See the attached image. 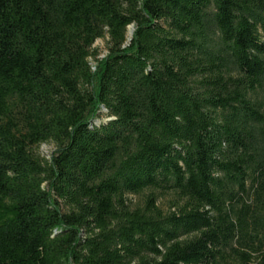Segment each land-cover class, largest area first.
Returning <instances> with one entry per match:
<instances>
[{"label": "trees", "instance_id": "16d2710c", "mask_svg": "<svg viewBox=\"0 0 264 264\" xmlns=\"http://www.w3.org/2000/svg\"><path fill=\"white\" fill-rule=\"evenodd\" d=\"M0 264H264V0H0Z\"/></svg>", "mask_w": 264, "mask_h": 264}, {"label": "rangeland", "instance_id": "374dc122", "mask_svg": "<svg viewBox=\"0 0 264 264\" xmlns=\"http://www.w3.org/2000/svg\"><path fill=\"white\" fill-rule=\"evenodd\" d=\"M107 39H108V36L105 35L103 38H99L97 39L95 42H94V48H97L99 50V57H102L105 55L106 53V44H107ZM91 63H93V61H90ZM102 119L104 120H107L109 118H105L103 117ZM55 147L52 143H43L41 145H39L37 148H36V151L42 155V156H45V157H49L52 152L54 151ZM135 199V198H133ZM165 202V201H164ZM166 203V202H165ZM168 203H166L167 205Z\"/></svg>", "mask_w": 264, "mask_h": 264}, {"label": "water", "instance_id": "95a60500", "mask_svg": "<svg viewBox=\"0 0 264 264\" xmlns=\"http://www.w3.org/2000/svg\"><path fill=\"white\" fill-rule=\"evenodd\" d=\"M133 30H134L133 25H129L127 31L128 39H130V37L132 36Z\"/></svg>", "mask_w": 264, "mask_h": 264}]
</instances>
